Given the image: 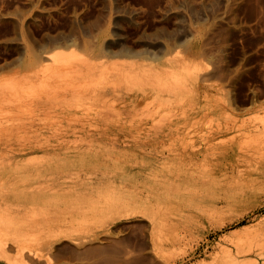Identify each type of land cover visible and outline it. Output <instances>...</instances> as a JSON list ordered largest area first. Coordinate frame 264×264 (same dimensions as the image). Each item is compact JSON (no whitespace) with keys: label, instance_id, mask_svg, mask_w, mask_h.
I'll return each instance as SVG.
<instances>
[{"label":"rangeland","instance_id":"1","mask_svg":"<svg viewBox=\"0 0 264 264\" xmlns=\"http://www.w3.org/2000/svg\"><path fill=\"white\" fill-rule=\"evenodd\" d=\"M234 115L213 180L143 157ZM262 226L264 0H0V264H264Z\"/></svg>","mask_w":264,"mask_h":264},{"label":"bare ground","instance_id":"2","mask_svg":"<svg viewBox=\"0 0 264 264\" xmlns=\"http://www.w3.org/2000/svg\"><path fill=\"white\" fill-rule=\"evenodd\" d=\"M86 94L85 91V94L83 95ZM52 107L55 106H51V108ZM76 115L78 114L76 113ZM84 116L87 117L89 115H81L80 118L83 120ZM232 116L233 115H231V118ZM237 117L239 116H236L235 119H233L235 120V123L232 122L231 126L228 125L230 123H227L221 126L205 128L196 125V123H191L189 127L178 128L175 130L171 128L158 129L151 133L152 138L141 143V145H145L146 153L143 157L152 158L153 162H156V164L171 162V168L168 174L174 181L179 182L181 185H191L198 181L205 182L213 180L218 177L223 164L236 158L239 151L242 152L246 147V141L244 140L245 137L243 139L240 138L239 132L242 133V131L245 132L254 129L253 127L255 124H251L250 122L246 123L245 121L243 123L240 122L242 124H238ZM185 133L188 135V144H185L187 146H184V143L179 136ZM231 133L233 134L230 135V138H224L225 135ZM115 135L120 137L118 133ZM174 136L175 140H173ZM98 138L107 141L111 140V137L109 136L104 137L100 135L98 137L89 134L87 136L85 135L83 139L96 141ZM167 141H171V143L168 147H165ZM161 146L163 147L161 148ZM150 162V160H148L147 163L145 162L144 165L146 170L151 169L148 165ZM258 174L261 175L262 173L260 172ZM169 178H165V180L167 181ZM147 182L148 179L145 181V186L149 189L150 186ZM162 184L163 183L161 182V185ZM257 186L258 180L257 177H254L249 183L241 185L234 192L230 193L226 198L223 207H232L239 204L253 193ZM258 233L264 235V226L258 228Z\"/></svg>","mask_w":264,"mask_h":264}]
</instances>
